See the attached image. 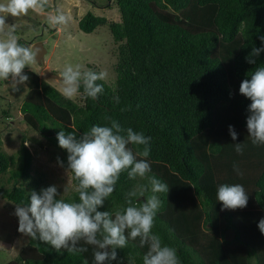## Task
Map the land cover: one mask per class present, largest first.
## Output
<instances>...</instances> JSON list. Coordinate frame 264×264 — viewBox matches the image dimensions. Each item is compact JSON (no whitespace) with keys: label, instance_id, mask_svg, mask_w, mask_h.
Masks as SVG:
<instances>
[{"label":"trees","instance_id":"1","mask_svg":"<svg viewBox=\"0 0 264 264\" xmlns=\"http://www.w3.org/2000/svg\"><path fill=\"white\" fill-rule=\"evenodd\" d=\"M107 5L117 7L118 21L87 12L78 27L92 32L108 24L113 39L125 44L114 83L97 81L104 85L99 98H85L81 89V102H76L24 69L29 80L22 120L59 154L66 169L68 152L57 140L62 129L80 135L111 118L143 131L151 137V174L170 187L168 194H159L163 206L153 231L177 249L182 264H264V234L257 226L264 218V145L251 142L246 124L251 101L239 92L241 82L264 66V52L257 65L245 59L253 46H261L264 0H113ZM229 125L238 133L236 141ZM243 142L238 155L234 143ZM21 150L22 163L10 171L13 186L2 193L14 205L27 204L32 191L52 186L31 173V154L23 144ZM13 159L0 152V174ZM134 183L146 181H130L122 173L98 210L121 209ZM224 183L244 186L249 193L245 208L223 209L216 193ZM61 195L77 198L74 187ZM81 245L88 251L69 254L27 236L5 264H94L93 247ZM146 251L139 238L129 240L111 264H143Z\"/></svg>","mask_w":264,"mask_h":264},{"label":"clouds","instance_id":"2","mask_svg":"<svg viewBox=\"0 0 264 264\" xmlns=\"http://www.w3.org/2000/svg\"><path fill=\"white\" fill-rule=\"evenodd\" d=\"M49 0H2L0 2V80L16 85L29 80L24 69L36 62L39 49L19 43L15 24L7 18L27 15L30 11L41 12L48 8ZM70 20L63 11L49 12L47 22L53 26L66 25ZM260 47L253 46L245 57L246 62L257 65L264 52V35L259 36ZM249 75V74H248ZM108 72H96L81 64H66L60 73V91L67 99L77 95L96 100L104 92V81ZM239 87L241 95L250 99L246 124L254 145H264V66L256 67ZM109 119L104 126L93 125L78 135L77 132L57 133L58 144L68 152L67 163L75 180V199H63L57 186L42 188L30 193L27 204H16L18 231L32 239H39L53 246L57 251L67 250L69 254L88 251L81 245L92 246L94 264H111L117 261V249L128 246L129 240L139 238L141 247L147 246L143 264H182L175 247L167 244L162 236L154 232L158 212L163 206L161 193L168 194L170 187L152 173L150 161L151 137L143 131L123 127L117 120ZM233 141L238 133L229 125ZM246 144L234 143V150L242 155ZM58 162L63 166V162ZM234 170L239 174L237 165ZM122 173L134 183L125 193L124 206L114 213L100 211L105 201L115 191ZM66 191V188H65ZM64 191V192H65ZM216 199L223 209L236 210L247 206L249 193L241 184H220ZM264 234V218L258 222ZM169 231H173L169 229ZM84 264H88L87 260Z\"/></svg>","mask_w":264,"mask_h":264},{"label":"rangeland","instance_id":"3","mask_svg":"<svg viewBox=\"0 0 264 264\" xmlns=\"http://www.w3.org/2000/svg\"><path fill=\"white\" fill-rule=\"evenodd\" d=\"M113 0H49V9L41 12L30 11L27 15L7 18L15 24L19 43L26 47L41 41L46 49L44 63H32L29 69L60 91L61 81L48 77L44 70L59 74L66 64H81L97 72L106 70L104 82L112 85L115 81V67L123 63L126 46L113 39L108 24L99 25L92 32L79 29L78 21L87 12L104 16L108 21H118L120 14ZM2 2V0H0ZM63 11L70 17L66 25L53 27L47 22L49 12ZM13 87L11 80H0V152L14 157L6 172L0 174V264L14 258L27 242V236L18 231V217L14 214L16 205L2 196L13 186L10 171L22 162V144L31 154V173L57 186L61 194L73 188L72 175L61 166L59 154L47 146V142L30 129L22 120L20 107L27 95L26 84ZM81 102L79 95L73 98ZM66 188V191H65ZM65 191V192H64Z\"/></svg>","mask_w":264,"mask_h":264},{"label":"water","instance_id":"4","mask_svg":"<svg viewBox=\"0 0 264 264\" xmlns=\"http://www.w3.org/2000/svg\"><path fill=\"white\" fill-rule=\"evenodd\" d=\"M32 48H37V49H39V52H38V54H37V60H36V61H37L39 64H43V63H44V55L46 54V49H45L43 43H42L41 41H37V42H35V43L32 44ZM44 73H45L48 77H50V78H55V79L60 80V79H59V76H60L59 74L49 72V70H47V69L44 70Z\"/></svg>","mask_w":264,"mask_h":264},{"label":"crops","instance_id":"5","mask_svg":"<svg viewBox=\"0 0 264 264\" xmlns=\"http://www.w3.org/2000/svg\"><path fill=\"white\" fill-rule=\"evenodd\" d=\"M40 76H41V74L40 73H38Z\"/></svg>","mask_w":264,"mask_h":264}]
</instances>
